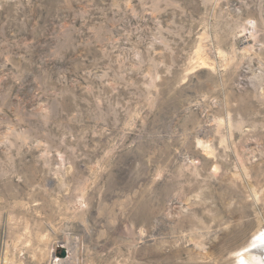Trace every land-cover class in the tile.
Listing matches in <instances>:
<instances>
[{
    "label": "rangeland",
    "instance_id": "obj_1",
    "mask_svg": "<svg viewBox=\"0 0 264 264\" xmlns=\"http://www.w3.org/2000/svg\"><path fill=\"white\" fill-rule=\"evenodd\" d=\"M263 241L264 0H0V264Z\"/></svg>",
    "mask_w": 264,
    "mask_h": 264
},
{
    "label": "bare ground",
    "instance_id": "obj_2",
    "mask_svg": "<svg viewBox=\"0 0 264 264\" xmlns=\"http://www.w3.org/2000/svg\"><path fill=\"white\" fill-rule=\"evenodd\" d=\"M208 154L212 152V149L205 145ZM257 244V243H256ZM255 246L247 248L240 253L239 264H264V241Z\"/></svg>",
    "mask_w": 264,
    "mask_h": 264
},
{
    "label": "water",
    "instance_id": "obj_3",
    "mask_svg": "<svg viewBox=\"0 0 264 264\" xmlns=\"http://www.w3.org/2000/svg\"><path fill=\"white\" fill-rule=\"evenodd\" d=\"M66 254H67V250H66L65 248H63V249H62V255H63V256H66Z\"/></svg>",
    "mask_w": 264,
    "mask_h": 264
}]
</instances>
